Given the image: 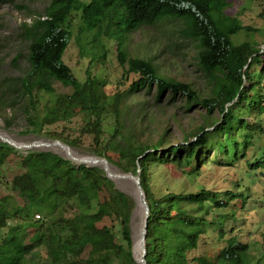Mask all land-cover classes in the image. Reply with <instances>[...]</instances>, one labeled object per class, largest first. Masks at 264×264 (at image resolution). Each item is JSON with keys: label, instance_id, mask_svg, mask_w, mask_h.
<instances>
[{"label": "trees", "instance_id": "1", "mask_svg": "<svg viewBox=\"0 0 264 264\" xmlns=\"http://www.w3.org/2000/svg\"><path fill=\"white\" fill-rule=\"evenodd\" d=\"M227 7V0H52L46 19L36 20L29 34V72L20 82L29 106V128L24 133L43 137L50 133L43 131L45 127L79 115L81 135L91 136L95 156L124 173L135 174L140 169V185L149 208L145 264L248 262V245L236 243L235 237L226 241L215 261L194 254L206 227H220L217 239L224 237L220 224L225 220L219 216L221 221L214 223L217 215L213 211L230 207L235 197L240 199L232 207H242L244 197L227 191L229 197L223 201L220 195L224 192H154L150 185L151 165L172 163L189 170L196 165L193 171L198 172L209 151L214 163L218 155L235 161L244 159L245 151L256 143L260 155L243 164L250 170L264 168V145L259 138L264 134V48L251 40L233 41L242 29L230 25V17L224 13ZM72 12L80 13L92 33L90 44L96 48L90 53L93 67L104 56L102 39L115 42L116 60L124 70L122 80L128 82L129 75L134 76L125 90L107 95L99 74L86 70L81 82L63 62L71 37L64 24ZM165 19L181 21L180 37L195 44L197 66L209 84L206 98L199 97L189 84L160 76L151 60L126 53L127 35ZM52 81L70 87L71 92L56 93ZM152 87L156 99L167 92L180 95L187 105L205 108L206 114L217 109L219 118L208 123L210 130L203 126L193 133V141L158 151L163 137L148 144L125 132V101ZM41 97L47 101L39 123L32 125L30 120L38 118ZM14 160L21 173L9 182V190L24 204L7 208L0 201V264H25L24 258L41 244L47 249L45 264H139L132 255L130 228L135 202L105 178L102 169L75 166L46 151L29 150L23 155L0 142V173L5 163ZM262 193L264 196V188ZM30 210L51 220L44 228L46 233L36 226L28 244L24 243L26 228L20 231V226H14L2 234L9 218H29Z\"/></svg>", "mask_w": 264, "mask_h": 264}, {"label": "rangeland", "instance_id": "2", "mask_svg": "<svg viewBox=\"0 0 264 264\" xmlns=\"http://www.w3.org/2000/svg\"><path fill=\"white\" fill-rule=\"evenodd\" d=\"M51 1L0 0V130L18 143L59 140L78 155L95 156L92 152L91 136L81 135L83 122L79 115L45 127L43 131L50 133H45L43 137L24 133L29 128L26 119L29 106L20 82L29 72L27 62L29 34L36 20L46 19V8ZM227 2L228 7L224 13L230 17V25L242 29L233 36V41L240 43L251 40L262 49L264 47V0H227ZM64 26L69 30L71 37L63 55V62L71 69L74 76L82 82L85 79V71L89 70L92 74L100 75L99 78L106 84L104 91L107 95L125 90L134 76L129 75L128 82L122 80L124 70L116 60L115 42L102 39L104 56L94 68L90 62V53L95 52L96 48L90 44L92 33L86 29L80 13L72 12ZM181 27V21L171 19L143 27L126 36L124 49L131 57L151 60L158 74L163 78L189 84L199 97L206 98L209 95L207 78L197 66L195 44L180 37ZM122 82L124 84H121ZM51 84L56 93L71 92L70 87H64L59 82L52 81ZM155 93L154 87L149 92L144 88L128 98L123 107L126 111L125 132L130 137L139 138L148 144L163 137V143L158 151L184 144L186 140L193 141V133L203 126L210 130L208 123L219 118L217 109L211 114H206V109L199 105H187L183 96H172L167 92L156 99ZM38 101L36 109L38 118L30 120L32 125L39 123L47 99L41 97ZM246 120L250 121L251 117H247ZM259 138L260 144L264 145V134ZM64 144L59 143L62 148H66ZM256 146L257 143L245 151L244 159L238 158L235 161H229V158L223 159L221 155H218L214 163L212 161L214 156L209 151L205 163L198 165V172L193 171V168H197L196 165H193L191 170L181 169L172 163L149 167L152 174L150 185L154 192L196 193L201 189H209L219 193L224 192L220 195L223 201L229 197L226 195L227 191L234 196L240 194L245 198L242 199L244 201L242 207L240 205L232 207L240 199L235 197L233 202H230V207L213 211V215H217L214 223L221 221L219 216H223L222 221L225 220L220 224L224 237L222 240L217 239V231L220 227L215 229L206 227L195 255H205L211 261H215L221 249L226 246V241L235 237L236 243L248 245L247 264H264V196L262 193L264 168L250 170L243 164L245 160L253 161L260 155V150L259 148L257 150ZM31 150L44 151L36 148ZM26 151L29 150L18 152L24 155ZM56 153L61 156L59 151ZM109 165L121 172L117 167ZM94 167L101 169L99 166ZM19 173L21 170L15 160L2 166L0 201L7 208L24 204L16 193L9 190V182ZM110 181L116 188L119 187L113 180ZM121 185L124 188L123 182ZM120 189L125 191V188ZM38 214L35 210H30L29 218L23 215L20 218H9L7 228L2 234H6L8 228L20 226V231L26 228L24 243H30L36 226L43 227L41 232L46 233L44 228L51 225L50 219L41 214L38 217ZM131 214L130 228L134 244V237L139 232L141 215L134 209ZM30 221L35 224L28 225ZM104 223L109 224V221L106 220ZM45 246L41 244L35 247L24 258V263L45 264L48 259Z\"/></svg>", "mask_w": 264, "mask_h": 264}, {"label": "water", "instance_id": "3", "mask_svg": "<svg viewBox=\"0 0 264 264\" xmlns=\"http://www.w3.org/2000/svg\"><path fill=\"white\" fill-rule=\"evenodd\" d=\"M39 141H43V140H39ZM39 141H35V142H39ZM52 141L56 142V143L64 144L63 142H61L59 140H52ZM1 142L8 144L9 146L13 147L17 151H19V150H31V148H32L31 145L33 143H35V142L25 143L24 145H22V148H23L22 149L21 147L15 146L14 144H12V143H10L8 141H1ZM64 145H66V144H64ZM40 150H44L46 152H51V153H54V154L58 155V153H56L55 151H48V149H40ZM90 157H95V158H98V159H100L102 161L103 166H99V167H101V169L103 170L104 177L107 178L108 180H111L110 177L106 174L105 167H104L105 164H110V163H108V161L106 159H104L103 157H98V156H90ZM62 158L67 159V160H69V161H71L73 163V160L70 159V158H67V157H64V156ZM74 165L75 166L85 165L87 167H93V166L88 165L87 163H85L83 161L80 162L79 164L75 163ZM139 172H140L139 168L136 169L135 174L121 172V173H123V185H124L125 191L121 190L118 186H117V189L119 191H121L122 193H124L126 195H129L134 200V202H135V206H134L135 212L139 211L140 215L142 213V216H141V218H142L141 219L142 228H141V236H140L141 256H140V259H136V256L134 254V244L133 243H132V255H133L134 260L137 263L139 262L140 264H145V261H144V256H145L144 240H145L146 222H147V217H148V213H149V208H148V205L146 203L145 194H144V192H143V190L141 188V185H140ZM138 208H140V210ZM131 216H132V214H131ZM131 216H130V220H131ZM141 221H140V224H141ZM132 240L133 239L131 237V241Z\"/></svg>", "mask_w": 264, "mask_h": 264}, {"label": "bare ground", "instance_id": "4", "mask_svg": "<svg viewBox=\"0 0 264 264\" xmlns=\"http://www.w3.org/2000/svg\"><path fill=\"white\" fill-rule=\"evenodd\" d=\"M0 141H8L15 146H19L22 148V143H18L14 141L7 133L0 130ZM32 148L36 149H48L53 151H59L61 155L70 158L73 160L74 163L79 164L80 162H85L88 165L91 166H103V163L100 159L90 156H81L77 153L73 152L71 149H69L67 146L66 148H62L59 143L51 142V141H39L35 142L31 145ZM105 172L110 177L111 180H113L116 184L119 185L120 188L124 189L121 185V182H123V173L119 172L115 168L111 167L109 164H105ZM140 210V208H138ZM142 216V213H141ZM142 219V218H141ZM141 228H142V221L139 227V232L134 237V254L137 259H140L141 256V245H140V236H141Z\"/></svg>", "mask_w": 264, "mask_h": 264}]
</instances>
